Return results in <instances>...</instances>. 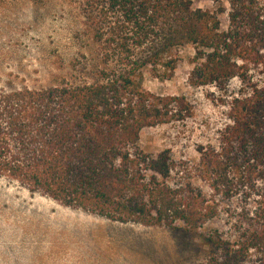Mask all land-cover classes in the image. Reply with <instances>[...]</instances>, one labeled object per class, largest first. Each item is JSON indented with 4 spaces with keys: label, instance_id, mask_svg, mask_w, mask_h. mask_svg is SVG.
Here are the masks:
<instances>
[{
    "label": "trees",
    "instance_id": "16d2710c",
    "mask_svg": "<svg viewBox=\"0 0 264 264\" xmlns=\"http://www.w3.org/2000/svg\"><path fill=\"white\" fill-rule=\"evenodd\" d=\"M101 2L121 17L114 29L129 34L123 52L128 41L157 50L101 82L0 88V176L113 221L200 230L209 252L197 264H264V0H230L226 28L223 11L190 0ZM184 43L194 49L189 84L221 90L228 120L216 145L197 147L200 185L180 180L191 167L170 149L148 154L139 143L144 127L194 116L187 97L139 82L145 66L171 77L179 57L171 47Z\"/></svg>",
    "mask_w": 264,
    "mask_h": 264
},
{
    "label": "rangeland",
    "instance_id": "374dc122",
    "mask_svg": "<svg viewBox=\"0 0 264 264\" xmlns=\"http://www.w3.org/2000/svg\"><path fill=\"white\" fill-rule=\"evenodd\" d=\"M190 1L193 9L223 11L222 27L228 26L230 0ZM102 5L101 0L0 2V88L101 82L133 63H143L157 50L151 44L135 47L128 41L129 52H123L120 38L129 34L114 29L121 17ZM171 50L179 55L173 75L158 78L145 66L140 85L154 94L187 97L194 116L185 123L144 127L139 143L148 154L170 149L177 165L185 162L191 167L181 173L180 180L192 178L200 185L194 168L199 161L197 147L216 145L218 130L228 121L227 112L219 98L221 90L189 84L193 47L184 43ZM253 76L260 79L256 71ZM239 85L238 79L232 82L231 95ZM199 233L180 224L113 221L31 193L0 176V264H197L209 252Z\"/></svg>",
    "mask_w": 264,
    "mask_h": 264
}]
</instances>
